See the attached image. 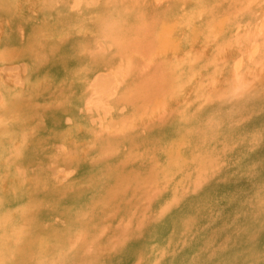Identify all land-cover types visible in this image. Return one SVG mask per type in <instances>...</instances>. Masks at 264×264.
Instances as JSON below:
<instances>
[{"label": "rangeland", "instance_id": "1", "mask_svg": "<svg viewBox=\"0 0 264 264\" xmlns=\"http://www.w3.org/2000/svg\"><path fill=\"white\" fill-rule=\"evenodd\" d=\"M34 1L22 6V15L33 17L20 34L13 37L8 24L1 28L0 67L19 64L21 74L12 70L24 83L9 82V70L0 68V264H264V28L253 24L264 19V0L227 27L235 40L255 35L230 48L216 70L190 62L184 49L152 54L172 48L170 41H145L171 13L190 23L189 7L198 0H56L48 11ZM215 51L209 46L199 54L209 60ZM116 67L128 73L116 76ZM164 68L166 80L155 91L152 79ZM218 70L225 75L215 88L197 81L178 91L182 77L212 78ZM105 71V83L114 77L119 86L112 81V96L111 87L96 93L92 86L97 73L108 79ZM147 80L149 88L141 85ZM8 87L12 93L4 97ZM154 104L161 111L148 116ZM14 133L28 141L16 157L7 148ZM114 174L121 186L107 190ZM150 223L156 234L135 233ZM121 227L135 233L123 248H100ZM44 248L28 263V252Z\"/></svg>", "mask_w": 264, "mask_h": 264}, {"label": "bare ground", "instance_id": "2", "mask_svg": "<svg viewBox=\"0 0 264 264\" xmlns=\"http://www.w3.org/2000/svg\"><path fill=\"white\" fill-rule=\"evenodd\" d=\"M108 1V3H109V1L111 2L112 0H106V2ZM261 0H198V1H193V3L191 4V6L189 7V9H190V12H189V14H190V17H192V20H191V22L190 23H188V21L185 19V18H181V17H177V16H174L175 14L174 13H171V14H173V16H170V18L166 21V23H165V25L160 29H158L157 28V26H155V27H153V28H151L150 29V32H148L147 33V36H146V38H145V41L146 42H148L149 40H150V38L151 37H153V38H155V39H163V40H165L166 41V43L167 42H171V44H172V48H170V49H164V48H157V49H155V50H152V54H156V53H159L160 51H164V52H167V53H169L171 56H176V55H178V54H180L182 51H183V49L184 50H187V52H185L184 51V55L183 56H187L188 57V60H191L190 62H195L197 59H198V61H200V62H203L202 63V65L204 66V68L205 69H209V70H211V68H214V66H213V64H216L217 62H219L222 58H224V56H225V54L227 53V51L228 50H230V48H232L233 49V46L235 45V44H238V43H242V42H245V41H247L250 37H251V35H255V33L253 34L252 32H247L246 34H244L242 37H240V38H238V39H236L235 40V37H233L231 34H226V30H227V27H231L233 24H235V22H236V20H237V18H239V15H240V13H242V12H245V11H251L252 9H251V7L253 8L254 6H257V4L260 2ZM40 2L42 3V6H41V8H43L44 10L45 9H47V11L49 10V9H53V7L55 6L54 5V3L56 4V3H58L56 0H40ZM61 2H63L62 0H61ZM65 2V1H64ZM75 2V1H74ZM74 2H72L71 3V6H74L75 5V9H78L79 8V6H78V4H77V2H75V4H74ZM189 2V1H188ZM34 3H35V1L34 0H0V37H1V28H4V26H5V24H8L9 25V27H11V30L9 31L11 34H12V36L14 37L15 36V34H18L19 32H22V30L20 31V29H22L23 28V26H24V24L26 23V21H28L27 19H28V17H33L32 15H28V14H26V15H22V6H25L26 8H31L33 5H34ZM66 3H67V1H66ZM118 3H121V2H119L118 1ZM183 3V2H182ZM185 3V2H184ZM262 4V3H261ZM64 6H66V5H64ZM98 6V5H97ZM96 7V6H95ZM260 8H262V7H260ZM259 8V9H260ZM53 10H55V8L53 9ZM261 10V9H260ZM169 11H171V10H169ZM167 12V11H166ZM165 13V12H164ZM170 13V12H169ZM175 13H177V12H175ZM112 14V13H111ZM256 15V14H255ZM259 15V14H258ZM261 15V14H260ZM165 16H167V15H165ZM263 16V15H262ZM261 16V18H264V17H262ZM148 17V16H147ZM153 17V16H152ZM151 17V18H152ZM169 17V16H168ZM256 17V16H255ZM109 18V17H108ZM141 18H143V16L141 17ZM140 18V19H141ZM154 18V17H153ZM254 18V17H253ZM139 19V20H140ZM145 19V18H144ZM159 19V18H158ZM160 19H161V17H160ZM259 19V17L257 18V21H259L258 20ZM107 20V19H106ZM152 20V19H151ZM155 20V19H154ZM255 20V19H254ZM253 20V22L251 21V23H253V24H256V25H260V27H262V28H264V19L263 20H260L261 22L259 23V24H257L255 21ZM108 21V20H107ZM111 21V20H110ZM160 21H162V20H160ZM165 21V20H164ZM109 22V21H108ZM138 22V21H137ZM141 22V21H140ZM163 22V21H162ZM107 23V22H106ZM143 23V22H142ZM187 23V24H186ZM108 24V23H107ZM140 24V23H139ZM147 24V23H146ZM148 24H149V22H148ZM160 24V23H159ZM158 24V25H159ZM145 25V24H144ZM144 25L142 26V24H141V26L142 27H144ZM157 25V24H156ZM255 25V26H256ZM263 25V26H262ZM135 26H138V25H135ZM148 26V25H147ZM147 26L145 27V28H147ZM246 26V25H245ZM140 27V26H139ZM159 27V26H158ZM144 28V29H145ZM244 28V27H243ZM262 28H260V29H262ZM237 29H239V27L237 28ZM245 29V28H244ZM251 29V28H250ZM138 30V29H137ZM145 30H147V29H145ZM228 30H229V28H228ZM231 31V30H230ZM238 31V30H237ZM236 31V32H237ZM254 31V30H253ZM239 32V31H238ZM260 32V31H259ZM262 32V31H261ZM145 33V32H144ZM252 33V34H251ZM20 34V33H19ZM260 34V33H259ZM258 34V35H259ZM264 33H262L261 35H263ZM130 35V34H129ZM134 35H135V33H134ZM139 35V34H138ZM145 35V34H144ZM123 36V35H122ZM142 36V35H141ZM256 37V36H255ZM254 37V38H255ZM131 38V36L129 37V39ZM138 38V37H137ZM140 38V37H139ZM0 39H2V37L0 38ZM123 39V38H122ZM141 39V38H140ZM144 39V38H143ZM125 40V39H124ZM220 40H223L224 42L223 43H221L220 42ZM130 41H132V40H130ZM254 41V40H253ZM124 42V41H123ZM136 42V41H135ZM252 43V42H251ZM250 43V45L252 46V44ZM121 44V43H120ZM136 44V43H135ZM257 44V43H256ZM255 44V45H256ZM255 45H253V47H251V53H252V51L253 52H255V50H257L258 48V46L256 47ZM259 45V44H258ZM132 46V45H131ZM209 46L211 47V46H213L214 48H215V53H213L212 54V57L208 60V58L206 57V56H203V55H201V54H199V50L200 49H209ZM256 48H255V47ZM239 47V46H238ZM250 47V46H249ZM253 48L255 49V50H253ZM119 50V49H118ZM126 51V50H125ZM249 51V50H248ZM250 52H248L249 54H250ZM255 53H253V55H254ZM257 54H258V51H257ZM241 56V55H240ZM240 56H239V63H240ZM194 57V58H193ZM214 58V59H213ZM249 58V57H248ZM252 58H253V56H252ZM196 59V60H195ZM238 59V58H237ZM11 60V59H10ZM44 60V59H43ZM119 60V59H118ZM249 60H250V58H249ZM248 60V61H249ZM224 61H225V59H224ZM237 61V60H236ZM235 61V62H236ZM128 62H135V61H128ZM183 62H185V60L184 61H182L181 63H183ZM19 63V62H18ZM237 63V62H236ZM236 63H233L234 65L233 66H235L236 67V69H239L240 67H239V65L241 64H237L238 66H236L235 64ZM3 64V63H2ZM8 64V63H7ZM16 64V63H15ZM25 64H23V65H21L22 67V69H21V72H22V70L25 72V70H27L25 67L23 68V66H24ZM146 65H148L149 66V64L147 63ZM146 65H145V67H146ZM16 66V65H15ZM241 66V65H240ZM8 66H3V68H4V70L2 69V67H0L1 69H2V71H7V70H9L7 73H9V75L7 76L8 77V81L9 82H11V83H15L16 82V84L18 83V84H20V83H24V82H22L20 79H21V75H17V74H21L20 73V71H19V73H18V71L17 70H20L19 68H20V66H19V64H18V68L17 67H12V69L14 70V71H16L17 72V74L16 73H14L13 72V70L11 69V65H10V67H9V69L7 68ZM117 67H119V66H117ZM116 67V71H117V74L118 75H116V76H120L121 74H123V76H124V73H128V71L125 69V68H123V67H120V68H117ZM234 67V68H235ZM5 68H7V69H5ZM148 68V67H147ZM12 71H11V70ZM25 69V70H24ZM165 69V68H164ZM190 69V68H189ZM112 70V69H111ZM214 70H216L215 68H214ZM110 71V70H109ZM157 72H159V73H161V70L160 69H158V70H156ZM237 71V70H236ZM235 71V72H236ZM24 72H22L23 74H25ZM113 72H114V70H113ZM234 72V76H236L235 74L237 73H235ZM107 73H108V71H107ZM167 73H168V69L166 68L164 71H163V73H161L159 76H154V77H156L155 79H152V84H153V89L155 90V91H158L159 89H160V86L158 85L159 84V80L161 79L162 80V82H165V76L167 75ZM104 74V73H103ZM112 74V73H111ZM197 73H195V74H192V75H190V77H189V79L185 82L184 81V78L182 77L181 78V80L180 81H178L177 82V84H178V86H177V88H178V91L179 90H183V91H185V87H187V86H194L195 87V84H196V82L197 81H199L200 82V86L201 87H205V86H207V87H209V88H215L216 86H217V84H218V81L220 80V79H222L223 78V75H225V73L224 74H222L221 75V72L218 70L216 73H215V76L214 77H212V78H202V79H197L196 78V75ZM104 75H108V74H106V71H105V74ZM114 75V74H113ZM162 75H163V77H162ZM116 76H115V79H116ZM122 76V75H121ZM152 76V75H151ZM152 76V77H153ZM19 77H20V79H19ZM230 77L231 78H233L232 77V75H230ZM147 78V77H146ZM145 78V79H146ZM237 78V77H236ZM235 78V79H236ZM24 79V78H23ZM94 80H93V83H92V86H94V88H95V86H98V87H96L95 89H96V93H98L100 90H103V88H102V86H104V88L105 89H108V88H110L111 87V89H110V91H111V94H109V96L111 95H114V93H112V88H113V85L112 84H115L116 83V80H114L113 81V79H114V77H113V79H111V81L110 82H107V83H105L106 82V80H110V78H109V75H108V79H107V76H106V78H101V76H100V73H99V76H98V73H97V75L96 76H94V78H93ZM102 79L104 80L103 82H102ZM14 80H17V81H14ZM115 82V83H113V82ZM8 82V83H9ZM151 82V80H147L146 81V83L145 84H141L143 87H145V88H149L150 86L149 85H146V84H148V83H150ZM246 82V81H245ZM105 84V85H104ZM238 84V83H237ZM236 84V85H237ZM112 85V86H111ZM116 85V86H115ZM114 86H115V88L117 89L119 86L117 85V83L115 84ZM3 86H4V82H1V85H0V90H2V88H3ZM100 86V87H99ZM106 86L108 87V88H106ZM118 86V87H117ZM236 87H238V85L236 86ZM93 88V89H94ZM100 88V90L97 92V90ZM115 88H114V90H115ZM235 88V87H234ZM239 88V87H238ZM242 88H243V86H242ZM11 89L12 88H6L5 90H6V93H5V95H4V97H8L12 92H11ZM104 89V90H105ZM173 89H175V87L173 88ZM235 89H237V88H235ZM21 91H23V90H21ZM26 91V90H25ZM24 91V92H25ZM107 90H105L104 91V93L106 92ZM178 91H176V92H178ZM19 92V91H18ZM114 92V91H113ZM116 92V91H115ZM95 93V94H96ZM107 93V92H106ZM108 93H109V90H108ZM0 94H1V92H0ZM4 94V93H3ZM23 94H25V93H23ZM93 94H94V92H93ZM92 94V95H93ZM101 94V93H100ZM237 94V93H236ZM20 92L18 93V94H16L15 96H14V99L16 98H20ZM105 95V94H104ZM107 95V94H106ZM24 96H26V95H24ZM23 96V97H24ZM28 96V95H27ZM26 96V97H27ZM235 96H237V95H235ZM4 97H2V99H4ZM22 97V96H21ZM98 97V98H97ZM96 97V99H97V101L98 100H100L99 98H102L101 96L99 97V96H97ZM91 98V97H90ZM93 98H91V100H90V103L91 104H93V105H95V106H97V107H94L95 109H97V108H99V104H98V102L95 100V103L97 102V104H94L92 101ZM255 99V98H254ZM257 99H258V97H257ZM0 100H1V97H0ZM25 100H27V98L25 99ZM24 100V101H25ZM4 101V100H3ZM7 101V100H6ZM12 101V102H11ZM23 101V100H22ZM102 101V100H101ZM9 102L10 103H13V100L10 98L9 99ZM16 102V101H15ZM14 102V103H15ZM248 101H246V103H247ZM261 102H262V100H261ZM8 103V102H7ZM24 103V102H23ZM102 103H104V101L102 102ZM101 102H100V104H102ZM16 104H17V102H16ZM91 104H88V105H91ZM251 104V103H250ZM105 106V105H104ZM102 107L101 108V110L103 111V115L105 116V115H107V114H105V113H108V112H106V111H109L110 109H108V107L107 108H105V107ZM252 106V105H251ZM91 107V106H90ZM261 107V106H260ZM246 108V107H245ZM249 108H251V107H249ZM19 109V108H18ZM156 109H159L160 111H161V105H156V104H154V105H151L150 106V115H148V116H151V115H153L154 114V112H155V110ZM240 109V108H239ZM23 110V109H22ZM221 110V109H220ZM224 110V109H223ZM222 110V111H223ZM227 110V109H226ZM243 110V109H242ZM244 110H246V109H244ZM262 110V109H261ZM244 112V111H243ZM242 112V113H243ZM258 112V111H257ZM215 113V112H214ZM219 113V112H218ZM221 113V112H220ZM233 113H234V115H235V112L233 111ZM239 114V111L238 112H236V114ZM241 113V112H240ZM241 113V114H242ZM254 113V112H253ZM256 113V112H255ZM26 114V113H25ZM131 115H133L132 113H130ZM222 115V114H221ZM232 115V114H231ZM213 116V115H212ZM216 117H217V115H215ZM226 116V115H225ZM230 116V115H229ZM233 116V115H232ZM242 117H244L243 115H241ZM2 117V116H1ZM235 118L237 117V116H234ZM242 117H240L241 119H242ZM248 117V116H247ZM211 118V117H210ZM219 118H220V116H219ZM228 118V117H227ZM221 119H223V118H221ZM243 119H245V117L243 118ZM211 120V119H210ZM212 120H214V119H212ZM225 121V120H224ZM232 121V120H231ZM247 121V120H246ZM198 122H200V121H198ZM227 122H228V119H227ZM230 122V121H229ZM238 122V121H237ZM241 121H239V123H240ZM216 123V122H215ZM238 123V124H239ZM241 123H243V121L241 122ZM200 124V123H199ZM221 124V123H220ZM230 124V123H229ZM232 124V123H231ZM24 125V124H23ZM222 125V124H221ZM235 125V124H234ZM241 125V124H240ZM25 126V125H24ZM173 126V125H172ZM193 126H195V123H194V125ZM242 126V125H241ZM101 127H102V125H101ZM175 127V126H174ZM193 128V127H192ZM218 128V127H217ZM184 129V128H183ZM1 130V129H0ZM102 128H100V130H95V132H94V134H93V136H96L95 138H97V136H99L100 134H101V132H102ZM176 130V129H175ZM196 130V129H195ZM236 131H237V129H236ZM104 132V131H103ZM183 132H184V130H183ZM196 132V131H195ZM180 133V132H179ZM182 133V132H181ZM192 133V132H191ZM220 133H222V132H220ZM242 133V132H241ZM244 133V132H243ZM243 133H242V135H243ZM196 134V133H195ZM198 134V133H197ZM233 134H235V133H233ZM28 134L26 133V134H24V136L26 137ZM42 135V134H41ZM184 135H185V133H184ZM13 136L15 137V139H11V142H8L7 143V148L9 149V151L11 152V151H14L15 152V156L14 157H16V156H19V148H21V151L22 150H25V149H27V147H26V143L28 142H26L25 141V139L24 138H18V137H16V133H14L13 134ZM21 136V135H20ZM179 136H181L180 134H179ZM194 136V135H193ZM218 136V135H217ZM44 137V136H43ZM182 137V136H181ZM184 137V136H183ZM192 137V136H191ZM221 137V136H220ZM40 138V137H39ZM198 138V137H197ZM206 138V137H205ZM239 138H240V136H239ZM28 139V138H27ZM188 139V138H187ZM38 140V139H37ZM36 140V141H37ZM200 140V139H199ZM222 141V140H221ZM248 141V140H247ZM26 142V143H25ZM254 142V141H253ZM34 143V142H33ZM207 143H208V141H207ZM223 143H224V141H223ZM222 143V144H223ZM255 143V142H254ZM257 143V142H256ZM206 144V143H205ZM1 145H2V143H1ZM37 145V144H36ZM207 145V144H206ZM224 145V144H223ZM187 146H189L188 144H187ZM71 147V146H70ZM186 147V146H185ZM184 147V148H185ZM198 147V146H197ZM182 148H183V146H182ZM214 148V147H213ZM222 148H223V146H222ZM79 149V148H78ZM224 149V148H223ZM226 149V148H225ZM178 151H180V150H178ZM5 152V151H4ZM193 152V151H192ZM191 152V153H192ZM1 153H2V151H1ZM12 153V152H11ZM24 153V152H23ZM197 153V152H196ZM179 154V153H178ZM178 154H176V156L178 155ZM12 157V156H11ZM36 157H38V156H36ZM78 157V156H77ZM81 158V157H80ZM177 159V158H176ZM187 160V159H186ZM53 161V159H50L48 162H52ZM126 164V163H125ZM18 169V168H17ZM19 169H21V168H19ZM106 169H108V168H106ZM122 169H124V168H122ZM115 170H116V168H115ZM15 171V170H14ZM11 172V171H10ZM106 172V171H105ZM114 172V171H113ZM116 173H117V171H115ZM172 172V171H171ZM149 173H151V169L149 170ZM158 173V172H157ZM170 173V172H169ZM203 174H205V173H203ZM17 175V174H16ZM172 175V174H171ZM110 176V175H109ZM116 176H117V174H114V178H113V180H109V182L107 183V190L109 189V188H111L112 190H114L115 189V187L117 188H119V186H121V183H122V178H120V177H117L116 178ZM169 176V175H168ZM167 176V177H168ZM110 178V177H109ZM170 178V177H169ZM96 180V179H95ZM99 180V179H98ZM167 180V179H166ZM2 181V180H1ZM91 181H93V180H91ZM96 182V181H95ZM162 182V181H161ZM170 182H171V180H170ZM201 182V181H200ZM96 184V183H95ZM162 184H163V182H162ZM167 184V183H166ZM196 184V183H195ZM157 185V184H156ZM155 185V186H156ZM2 186V185H1ZM95 186V185H94ZM158 186V185H157ZM176 186V185H175ZM38 187V186H37ZM167 187V186H166ZM193 187V186H192ZM3 188H4V186H3ZM10 188V187H9ZM132 188V187H131ZM162 188H164V187H162ZM102 189V188H101ZM158 189V188H157ZM155 190V189H154ZM164 190H166L165 188H164ZM177 190V189H176ZM190 190V189H189ZM78 191V190H77ZM94 191V190H93ZM125 191H126V189H125ZM125 191H123V192H125ZM156 191H158V190H156ZM162 190H160V192H161ZM173 191V190H172ZM188 191V190H187ZM11 192V191H10ZM82 192V191H81ZM117 192H120V190H118ZM122 192V193H123ZM159 192V193H160ZM178 192V191H177ZM4 193H6V190H5V192ZM27 193H28V191H27ZM114 193H116V192H114ZM135 193V192H134ZM134 193H132V194H134ZM179 193V192H178ZM25 194V193H24ZM113 194V193H112ZM153 194H155V193H153ZM157 194V193H156ZM155 194V195H156ZM161 194V193H160ZM185 194V193H184ZM1 195V194H0ZM9 195V194H8ZM19 195V194H18ZM31 195V194H30ZM41 195V194H40ZM82 195V194H81ZM114 195V194H113ZM149 195V194H148ZM2 196V195H1ZM3 196H4V194H3ZM13 196H15L14 194H13ZM17 196V195H16ZM85 196V195H84ZM90 196V195H89ZM109 196H111V195H108V197ZM150 197H151V195H149ZM180 196V195H179ZM11 197V196H10ZM22 197V196H21ZM111 197H114V196H111ZM1 198V197H0ZM4 198H6V197H4ZM9 198V197H8ZM81 198V197H80ZM152 198V197H151ZM186 198V197H185ZM7 199V198H6ZM106 199H107V197H106ZM148 199H150V198H148ZM164 199V198H163ZM174 199V198H173ZM172 199V200H173ZM9 200V199H8ZM36 200V199H35ZM165 200V199H164ZM15 201V200H14ZM41 201V200H40ZM106 201V200H105ZM170 201H171V199H170ZM175 201V200H174ZM5 202H7V200H5ZM38 203V202H37ZM55 203V202H54ZM159 203V202H158ZM163 203V202H162ZM165 203V202H164ZM171 203V202H170ZM47 204V203H46ZM45 204V205H46ZM51 204V203H50ZM106 204V203H105ZM166 204H167V202H166ZM104 205V204H103ZM168 205H169V202H168ZM40 206V205H39ZM6 207V206H5ZM26 207V206H25ZM43 207V206H42ZM107 207V206H106ZM161 207V206H160ZM166 207V206H165ZM33 208V207H32ZM31 208V209H32ZM44 208V207H43ZM4 209V208H3ZM28 210H29V208H27ZM77 209V208H76ZM114 209V208H113ZM88 210V209H87ZM161 210V209H160ZM164 210V209H163ZM31 211V210H30ZM36 211V210H35ZM162 211V210H161ZM161 211H159L160 213H161ZM58 212V211H57ZM12 213V212H11ZM3 214V213H2ZM13 214V213H12ZM47 214V213H46ZM8 215V214H7ZM33 218H34V216H33ZM5 220V219H4ZM80 220V219H79ZM84 220V219H83ZM1 221V220H0ZM3 221V220H2ZM8 221V220H7ZM81 221H82V219H81ZM129 221V220H128ZM2 223V222H1ZM48 223V222H47ZM52 223V222H51ZM72 223V222H71ZM101 223V222H100ZM127 223V222H126ZM74 224H76V223H74ZM129 224V223H128ZM136 224V223H135ZM46 225H48V224H46ZM71 225V224H70ZM77 225V224H76ZM96 225V224H95ZM125 225V224H124ZM72 226V225H71ZM85 226H87V225H85ZM102 226V225H101ZM12 227V226H11ZM100 226H98V228H99ZM152 227V228H151ZM5 228V227H4ZM38 228V227H37ZM42 228H44L43 226H42ZM137 228V227H136ZM156 228H157V226L155 225V227H154V223H150V224H148V225H146V226H144V227H142V228H140L139 230H138V232H135V233H137L138 235H146V234H150V235H154V234H156L155 233V231H156ZM39 229V228H38ZM135 229V228H134ZM43 230V229H42ZM48 230V229H47ZM75 230V229H74ZM98 229H96V231H97ZM184 230V229H183ZM36 231V230H35ZM186 231V230H185ZM175 232V231H174ZM5 233V232H4ZM9 233V232H8ZM94 233V232H93ZM135 233H133V232H130L127 228H120V229H118L117 230V238L116 239H111V240H109V241H107L106 243H102L101 245H100V248L101 247H103V249L105 248H110V249H116V251H118L119 252V250L121 249V248H123V246L125 245V243H124V241L125 240H127V241H129L131 238H132V236L135 234ZM68 235V234H67ZM36 236H37V233H36ZM50 237H51V235H49ZM33 237H35V236H33ZM33 237H32V239H33ZM48 237V236H47ZM68 237V236H67ZM172 237V236H171ZM255 237V236H254ZM264 237V236H263ZM31 238V237H30ZM37 238V237H36ZM52 238V237H51ZM180 238V237H179ZM31 239V240H32ZM35 239V238H34ZM170 239V238H169ZM184 239V238H183ZM98 241V240H97ZM171 242H173V241H171ZM175 242V241H174ZM93 243L95 244L96 243V241H93ZM180 244V243H179ZM262 244V243H261ZM99 246V245H98ZM263 247V246H262ZM23 248V247H22ZM21 248V249H22ZM18 249V248H17ZM20 249V250H21ZM4 250V249H3ZM45 250H47V249H42V250H40L39 252L38 251H30V252H28L29 254L28 255H26L28 258H26L27 259V261H28V263H30V262H35L36 260L35 259H39V257L41 256V254L42 253H44L45 252ZM100 252V251H99ZM134 252V251H133ZM141 252V251H140ZM3 253V252H2ZM78 253V252H77ZM101 253V252H100ZM103 253V252H102ZM117 253V252H116ZM130 253V252H129ZM138 253V252H137ZM159 253V252H158ZM174 253V252H173ZM135 254V253H134ZM141 254V253H140ZM252 255V254H251ZM131 256V255H130ZM158 256V255H157ZM13 257V256H12ZM72 257V256H71ZM123 257H127V258H129V255L128 254H124V255H122V258ZM253 257H256V256H253ZM261 257V256H260ZM143 258V257H142ZM250 258V257H249ZM15 259V258H14ZM66 259V258H65ZM71 259V258H70ZM254 259V258H253ZM20 260V259H19ZM18 260V261H19ZM69 260V259H68ZM75 260H76V258H75ZM71 261V260H70ZM245 261V260H244ZM58 261H56L55 263H57ZM72 262V261H71ZM75 262V261H74ZM104 262H106V261H104ZM13 263V262H12ZM19 263V262H18ZM66 263V262H65ZM232 262H230V264H231ZM244 263V262H243Z\"/></svg>", "mask_w": 264, "mask_h": 264}]
</instances>
